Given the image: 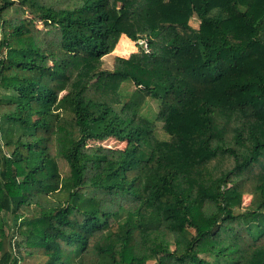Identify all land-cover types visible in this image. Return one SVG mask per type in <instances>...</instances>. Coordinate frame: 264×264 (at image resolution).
<instances>
[{"label":"trees","instance_id":"trees-1","mask_svg":"<svg viewBox=\"0 0 264 264\" xmlns=\"http://www.w3.org/2000/svg\"><path fill=\"white\" fill-rule=\"evenodd\" d=\"M149 262L264 264V0H0V264Z\"/></svg>","mask_w":264,"mask_h":264},{"label":"rangeland","instance_id":"rangeland-1","mask_svg":"<svg viewBox=\"0 0 264 264\" xmlns=\"http://www.w3.org/2000/svg\"><path fill=\"white\" fill-rule=\"evenodd\" d=\"M15 1H19V0H15ZM24 12V18L28 19L30 18V16L28 15V13L26 12V10L24 9L23 10ZM36 25L39 27V28H42V23L39 22V21H36L35 22ZM191 26H193L194 28L197 27V20L195 19H192L191 22H190ZM54 31V28L50 27L48 28L46 31H45V34L47 36V38H50L51 37V33ZM125 42L126 43H131L133 45V49H132V52L137 50V47H136V39L135 38H132V37H125ZM124 42V43H125ZM115 49V48H114ZM131 53V52H130ZM120 56V54H118L117 52L113 51L111 55L109 56H106L103 58V68L104 69H112V64H113V58L114 56ZM128 56V55H127ZM126 57V56H124ZM83 81V78H79L78 79V82H82ZM124 85V84H123ZM93 88L97 86V82H94L92 84ZM123 90L126 94H130L133 92V87L129 84H126L123 86ZM156 112V103L147 99L144 104H143V107H142V113L145 114V115H148V116H151L153 114H155ZM152 117V116H151ZM155 134L156 136L159 138V139H166L167 136L162 132L161 130V124L160 123H156V130H155ZM100 145L104 146V147H107V148H112V149H122L124 147V143H121V142H118L116 140H114L113 138H109L107 139L106 141H103L100 143ZM256 202V199L252 198V196L250 195H245L244 196V199H243V205H242V208L245 210V209H248L252 206H254ZM39 261V259L37 258H28L25 262H37ZM148 264H152V262H149Z\"/></svg>","mask_w":264,"mask_h":264}]
</instances>
